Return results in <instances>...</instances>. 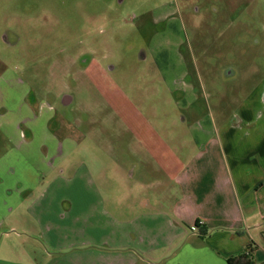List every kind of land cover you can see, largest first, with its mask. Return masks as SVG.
Instances as JSON below:
<instances>
[{
  "label": "rangeland",
  "instance_id": "1",
  "mask_svg": "<svg viewBox=\"0 0 264 264\" xmlns=\"http://www.w3.org/2000/svg\"><path fill=\"white\" fill-rule=\"evenodd\" d=\"M4 74L20 86L18 93H1L0 105L6 111L29 106L37 120L34 141L27 138L20 152L34 158L36 149L39 155L27 158L26 186L13 181L3 193L11 212L0 223V264H91L98 255L115 264L127 250L136 253L135 244L147 245L137 233L146 220L137 216L169 208L178 196L181 180H173L171 165L188 166L209 151L210 144L195 148V127L213 121L219 129L237 121L240 110L256 108L264 85V0H0ZM47 107L50 112L38 118ZM44 129L62 144V157L53 162ZM151 151L169 158L162 166L141 158ZM222 161H212V169ZM192 175L182 185H192ZM199 178L201 188H213L214 171ZM31 180L37 186L30 193ZM159 180L170 187H157ZM140 182L155 183L137 188ZM31 194L50 202L42 219L94 214L84 229L91 243L83 263L61 252L46 256L51 249L30 236L41 229L28 209ZM195 209L200 212L179 223L186 237L208 220L207 206ZM8 228L13 233L2 237ZM191 244L208 247L185 241L187 248ZM159 255L156 248L139 255L138 263L152 264ZM202 264L219 261L205 257Z\"/></svg>",
  "mask_w": 264,
  "mask_h": 264
},
{
  "label": "crops",
  "instance_id": "2",
  "mask_svg": "<svg viewBox=\"0 0 264 264\" xmlns=\"http://www.w3.org/2000/svg\"><path fill=\"white\" fill-rule=\"evenodd\" d=\"M19 86L20 84L14 77L8 74L0 76V94L18 93ZM255 102L257 106L254 110L250 108L240 110L239 119L229 120L227 126L220 125L222 127L217 129L213 121H210L195 127L193 131L195 148L200 152L202 147L210 144L209 151L196 154L188 166L181 164L177 167V163L171 165L176 171L173 180L177 182L181 180V183L176 185L179 189L178 196H175L169 208L162 205V210L159 212L137 216V219L146 220L145 226L137 233L147 239V245L142 247L135 244L134 249L137 254L127 250L124 257L120 255L114 258L115 264H139V255L152 253L156 248L160 250L161 255L152 258V264H202L205 257H213L214 260L219 261V264H226L228 258L241 254L248 255L253 264H264V85L260 86ZM15 109V111L8 109L6 111L0 105V112L3 113L0 114V187H2L0 191L2 195L9 192L6 189L9 185H16L12 183L13 181L26 186L24 178L27 158L35 159V156L39 155L36 149L34 158L20 152L25 149L27 138L28 143L34 141L37 120L27 111L30 109L29 106L17 104ZM44 110H46L44 113L37 112L38 118L42 114L49 113L51 108L47 107ZM250 111L252 113L249 116L247 112ZM43 123L48 125L50 122L46 120ZM23 129H26V133ZM45 129L43 130L44 135L41 136L45 143L54 147L53 160L51 159L53 162L59 156L62 157V144L50 137ZM171 156L174 160L175 156ZM141 158L145 161L152 160L155 163L161 161L162 166V160H168L169 157H166L164 152L160 154L151 151L146 152ZM219 159L224 160V164L222 161L221 168L213 170L212 161L215 160L217 163ZM47 165L52 166L50 163ZM167 166L168 163L164 165V167ZM141 167H144V164ZM164 167L162 170L166 171ZM191 167L194 170H191ZM18 171L22 173L17 176ZM211 171H214L215 178L213 188L211 187L210 190L205 187L201 188L202 179L199 177L208 175ZM192 173L191 178H194V183H196L189 184L188 187L182 185V180ZM9 176H15V179L11 180ZM29 183L31 193L35 191L37 182L31 180ZM152 183L140 182L136 184V187L147 188ZM156 185L164 189L170 187V185L166 187L164 181L160 182V180L156 182ZM3 197L4 200L0 202V223L7 221V215L11 212L7 207L8 197L6 195ZM31 199L28 209L30 214L38 219L39 229L40 227L41 229L38 232L34 231L30 236L40 240L44 247L51 249L48 250L51 252L50 255L46 256L52 258L65 253L70 257H80L83 263L85 256H90L85 252V247L89 242L91 243L90 236L84 229L88 228V220L94 214L86 210L84 213H76L72 218L65 219L61 216L58 219L55 217L54 221L52 217L42 219L45 218L42 217L43 215L49 214V207L46 203L50 202L45 200L46 195L33 197L31 194ZM202 200H204L203 203ZM144 203L150 208V201L144 199ZM201 204L208 207L209 216L205 217L208 220L203 224L199 223L203 231L201 228L199 233H190L186 237L185 230L180 227L179 223L185 221L188 214H198L200 209L195 208ZM58 220H61L64 226L57 225ZM12 233L13 230L8 228L2 237ZM192 239L208 247L199 248L191 244V247L187 248L185 241ZM156 244L159 247H154ZM119 251L125 252L121 249ZM93 257L96 259H93L94 263L91 262V264H111L110 258L105 259L103 255Z\"/></svg>",
  "mask_w": 264,
  "mask_h": 264
},
{
  "label": "trees",
  "instance_id": "3",
  "mask_svg": "<svg viewBox=\"0 0 264 264\" xmlns=\"http://www.w3.org/2000/svg\"><path fill=\"white\" fill-rule=\"evenodd\" d=\"M226 262L227 264H253L251 259L246 254H241L236 257L228 258Z\"/></svg>",
  "mask_w": 264,
  "mask_h": 264
},
{
  "label": "flooded vegetation",
  "instance_id": "4",
  "mask_svg": "<svg viewBox=\"0 0 264 264\" xmlns=\"http://www.w3.org/2000/svg\"><path fill=\"white\" fill-rule=\"evenodd\" d=\"M65 100H66V101H65ZM68 102H69L68 98L65 97L63 103H64V104H67Z\"/></svg>",
  "mask_w": 264,
  "mask_h": 264
}]
</instances>
